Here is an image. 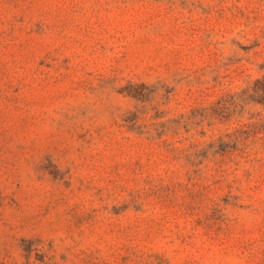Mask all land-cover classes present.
Returning <instances> with one entry per match:
<instances>
[{
  "label": "rangeland",
  "instance_id": "1",
  "mask_svg": "<svg viewBox=\"0 0 264 264\" xmlns=\"http://www.w3.org/2000/svg\"><path fill=\"white\" fill-rule=\"evenodd\" d=\"M264 0H0V264H264Z\"/></svg>",
  "mask_w": 264,
  "mask_h": 264
},
{
  "label": "trees",
  "instance_id": "2",
  "mask_svg": "<svg viewBox=\"0 0 264 264\" xmlns=\"http://www.w3.org/2000/svg\"><path fill=\"white\" fill-rule=\"evenodd\" d=\"M263 90H264V88H263ZM262 102H263V104H264V95H263V100H262Z\"/></svg>",
  "mask_w": 264,
  "mask_h": 264
}]
</instances>
